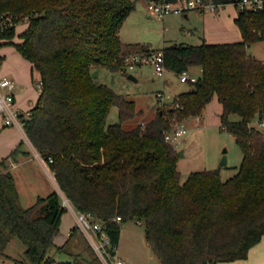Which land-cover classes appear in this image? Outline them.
<instances>
[{
	"label": "trees",
	"instance_id": "16d2710c",
	"mask_svg": "<svg viewBox=\"0 0 264 264\" xmlns=\"http://www.w3.org/2000/svg\"><path fill=\"white\" fill-rule=\"evenodd\" d=\"M135 6V0H0V15L10 12L15 22L0 33V45L14 44L42 82L26 133L74 208L107 223L113 247L119 245L121 223L132 219L145 226L161 264L245 259L264 236V130L254 123L264 118V61L248 51L264 41V9L243 10L235 3L240 41L152 49L120 37ZM150 50H162L166 69L178 75L194 66L202 67V75L177 95L180 108L168 106L126 129L123 122L138 112L135 102L96 83L91 68L123 70L127 55ZM214 95L242 162L227 180L220 169H205L182 181L178 152L165 133L176 121L200 116ZM113 105L120 121L107 124ZM233 114L240 118L231 119ZM7 159L0 158V254L18 238L26 264H103L77 226L65 243H56L67 211L60 193L24 206ZM79 231L93 256L70 248Z\"/></svg>",
	"mask_w": 264,
	"mask_h": 264
},
{
	"label": "rangeland",
	"instance_id": "374dc122",
	"mask_svg": "<svg viewBox=\"0 0 264 264\" xmlns=\"http://www.w3.org/2000/svg\"><path fill=\"white\" fill-rule=\"evenodd\" d=\"M135 1V8L127 16L119 32L122 39L127 42L145 44L154 49L163 48L172 41L182 39V25L194 30V27L201 22V15L196 10H190L192 11L190 18L184 16L185 12L159 17L151 14L148 0ZM228 4L238 10L234 3L222 4L219 9L226 8ZM22 22L17 25L18 32L26 26V19ZM189 37L194 39L192 36ZM14 41H18V37ZM249 48L250 51H248L257 59L264 61V41L253 43ZM1 54H4V57H0V76L13 77L18 84L28 88L27 95L36 94L39 91L36 82L40 80L38 71L31 68L29 61L18 52L14 44L0 46ZM91 74L96 83L106 84L115 92L135 102L138 112L134 117L123 122L126 129L150 121L158 115L161 109L168 108L176 93L183 92L191 86L190 82L180 81V74L171 70H165L163 76L158 75L152 63L138 64L134 69L126 66L123 70L93 66ZM193 74L198 77L199 71L195 69ZM129 75H133L136 79L130 78ZM167 80L172 82L168 83ZM158 92H164L166 104H161L157 97ZM206 107L202 121L189 117L173 124V126L184 125L188 130L174 143L177 152L183 150V156H180L178 161L182 181L186 180L191 172L205 169H220L223 180H227L238 171L243 159V152L234 136L222 127L220 121L222 104L218 96L214 95ZM239 118L237 114L231 116V119ZM119 121V107L113 105L107 118V124ZM17 134L20 141H23L25 146H29L24 135L21 132ZM224 150L228 157V164L225 166L220 164ZM45 175L49 178L48 173L45 172ZM61 194L62 204L65 206V196ZM74 218L73 212L67 209L63 214L62 229L67 231L75 222ZM82 236L79 231L70 248L75 252L85 248V255L93 256V251ZM118 246L121 257L129 264H160L159 258L146 240L145 226L137 220L129 219L121 223ZM25 260V245L18 238L10 241L6 254H0V264H26ZM217 264H264V236L250 249L247 258Z\"/></svg>",
	"mask_w": 264,
	"mask_h": 264
},
{
	"label": "crops",
	"instance_id": "0c3cea01",
	"mask_svg": "<svg viewBox=\"0 0 264 264\" xmlns=\"http://www.w3.org/2000/svg\"><path fill=\"white\" fill-rule=\"evenodd\" d=\"M191 12L192 11L185 12L184 16L186 18H190L192 16V14H190ZM198 12L201 15V22L194 27V30H192L191 28H185V26L182 25L181 28L182 36H183L181 37L182 39L172 41L170 44L172 43L200 44L204 41L208 43H225V42H236L242 40L243 38L242 32L239 26L235 22V19L238 15V10H236L233 6H230V4H228L226 8H223L221 10L219 9L217 12H210V11L207 12L198 11ZM189 36H192V38L194 39H191ZM122 41L126 43H133V42H127L124 39H122ZM249 54L255 57V55H253L251 52H249ZM0 57H4V54H1ZM195 69L199 71L198 77H196L193 74V70ZM189 74L198 79L202 75V67L201 66L191 67L189 69ZM167 82L170 83L172 81L167 80ZM189 89H191V86L185 91ZM27 93H28V88L25 86L23 87L22 85L16 82V104L23 109H31L32 107H34L40 94V88L36 94L32 93L31 95H27ZM180 93L182 92L176 93L175 95H178ZM204 111H206V109ZM221 112L222 109L220 111V115ZM204 115H205L204 112L200 115V121L204 119ZM1 118L2 117L0 115V158H4V157L8 158L7 169H9L15 177L22 204L24 206L32 205L36 201L38 196H46L47 194H49L54 190L58 191L60 195H62L61 193L63 192L61 191L56 181L54 173L51 171L47 162L39 154V152L31 142V140L29 139L25 129L15 126H5L3 122V118L2 119ZM220 121H221V117H220ZM257 121L258 119H256L254 122L256 125H257ZM18 132H21L24 135V137L28 141L29 146H25L22 143L23 141H20L19 136L17 134ZM17 148L19 149V152L15 156H12L11 152ZM45 172L48 173L50 180L45 175ZM25 199L27 201H25ZM62 221H63V216H62ZM74 221L75 222L73 223V225H71L67 231L62 229V227L60 226V230L55 237V241L57 244L61 245L66 242L72 231V228L76 226V219ZM117 253L121 257L119 253V246L117 247Z\"/></svg>",
	"mask_w": 264,
	"mask_h": 264
},
{
	"label": "built area",
	"instance_id": "2783aa9c",
	"mask_svg": "<svg viewBox=\"0 0 264 264\" xmlns=\"http://www.w3.org/2000/svg\"><path fill=\"white\" fill-rule=\"evenodd\" d=\"M240 9L243 10H262L264 9V0H236L235 2ZM222 4L215 0H177V2H169L166 0H148V8L152 15L165 17L172 13H183L190 10L200 12H217ZM14 15L6 12L0 15V33H3L9 27L13 26ZM1 42V39H0ZM152 63L158 75H164L166 70L164 64V53L162 50H150L136 52L125 57V65L130 69L138 64ZM180 80L183 82H194L197 78L189 74V70H184L180 74ZM37 86L41 89L42 82H37ZM157 97L161 104H166L164 92H158ZM179 96L173 97L172 103L169 105L173 108H180L178 101ZM0 115L3 118L5 126H15L25 129V120L32 116L31 109H23L16 104V81L14 78L4 75L0 76ZM178 115L174 116L176 119ZM200 119L199 116H194ZM257 126L264 130V118L258 119ZM26 131V130H25ZM184 125H176L166 131L165 139L170 143H175L187 133ZM52 161V159H50ZM64 205L71 210L76 219V226L84 234L92 248L95 250L99 259L103 264H129V262L117 253V248L113 247L111 238L107 230V223L98 220L93 214L77 211L71 201L65 196ZM115 221H120L121 217L116 216ZM114 250V252H113Z\"/></svg>",
	"mask_w": 264,
	"mask_h": 264
},
{
	"label": "water",
	"instance_id": "95a60500",
	"mask_svg": "<svg viewBox=\"0 0 264 264\" xmlns=\"http://www.w3.org/2000/svg\"><path fill=\"white\" fill-rule=\"evenodd\" d=\"M166 1L174 2V3L177 2V0H166ZM232 2L235 3L236 0H232ZM129 77L132 78V79H136L133 75H129ZM161 113H162V111H161ZM178 155H179V157L183 156V150L179 151ZM220 164L224 165V166L228 164V157H227V154H226V150H224V152H223V156H222V159L220 161Z\"/></svg>",
	"mask_w": 264,
	"mask_h": 264
}]
</instances>
